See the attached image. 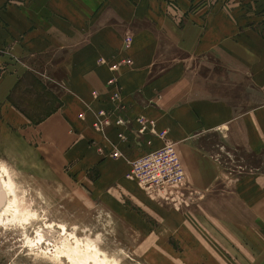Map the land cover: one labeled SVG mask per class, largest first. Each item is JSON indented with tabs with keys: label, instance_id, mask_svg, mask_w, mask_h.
Masks as SVG:
<instances>
[{
	"label": "crops",
	"instance_id": "obj_1",
	"mask_svg": "<svg viewBox=\"0 0 264 264\" xmlns=\"http://www.w3.org/2000/svg\"><path fill=\"white\" fill-rule=\"evenodd\" d=\"M58 53L64 54L52 61L48 79L60 86L62 104L34 123L10 97L33 69L30 57ZM127 58L132 65L111 69ZM0 69V125L31 127L48 142H65L67 162L80 168L97 200L125 195L143 208L158 206L127 175L130 161L166 138L181 149L180 161L192 163L188 172L198 192L212 190L227 173L204 147L210 136L222 134L232 149L264 156V0H0ZM113 76L129 114L154 119L164 139L139 137L137 124L126 140L115 124L105 131L94 127L97 112L112 106L105 96ZM250 88L257 95L252 106ZM117 149L123 155L113 157ZM92 170L98 171L94 179ZM256 170L233 178L207 204L216 214L225 199L247 234L239 243L253 246L248 235L256 230L255 256L264 258V168Z\"/></svg>",
	"mask_w": 264,
	"mask_h": 264
},
{
	"label": "rangeland",
	"instance_id": "obj_2",
	"mask_svg": "<svg viewBox=\"0 0 264 264\" xmlns=\"http://www.w3.org/2000/svg\"><path fill=\"white\" fill-rule=\"evenodd\" d=\"M63 54L30 57L33 69L24 74L10 97L34 123L62 104L61 88L53 86L55 81L48 76H52V61ZM248 96V106L254 105L257 95L251 88ZM9 131L7 125H0V166L8 171L20 213L31 218L28 223L0 222V264H264V258L255 256L260 249L258 233L248 235L253 246L239 243L247 234L235 224L241 221L240 215L224 205L225 199L218 201L222 202L220 212L209 213L214 206L207 202L228 190L236 176L264 168V156L232 149L222 134L204 143L227 172L210 191L194 189L189 174L192 163L182 156L181 162L170 154L144 164L140 175L146 179L156 176L157 183L167 185L154 194L138 184L158 205L155 209L148 204L143 208L125 195L97 200L90 181L83 182L80 168L74 170L67 162L65 142H48L31 127ZM175 171L184 178L176 177ZM97 175L96 170L88 174L91 179ZM128 179L137 184L134 178ZM160 209L167 211L164 214ZM65 246V254L57 255ZM69 249H74L73 254Z\"/></svg>",
	"mask_w": 264,
	"mask_h": 264
},
{
	"label": "built area",
	"instance_id": "obj_3",
	"mask_svg": "<svg viewBox=\"0 0 264 264\" xmlns=\"http://www.w3.org/2000/svg\"><path fill=\"white\" fill-rule=\"evenodd\" d=\"M133 63L132 59H122L119 62H116L111 65V69L113 71H118L119 68L123 65H131ZM107 85L112 86L111 89L112 95L110 102L112 106L108 108H101L97 112V120L94 122L95 128L99 131H105L106 127L112 124H115L122 129V133L119 134L122 140H126L128 137V132L135 129V125L137 124L136 133L139 137L145 138V135H155L160 137L161 139L165 138L166 132L165 131H157L156 130V121L144 115H139L136 117H132L129 114V108L125 103L124 96H123V86L120 84L118 77L113 76L107 81ZM99 95V96H98ZM94 98H99L100 94H98L95 90L93 91ZM80 118H84L85 114L80 113ZM165 144L147 154L143 155L140 158L134 159L130 161V171L128 173V177L134 178L137 183L146 191L150 193H156L159 189L163 190L167 185L166 182H162V184L157 183L156 176H152L151 179H146L142 175H140L139 171L144 167V164L149 161H155L163 157L165 155L172 154L174 156L172 147L175 144L168 139H164ZM148 144H151V140H147ZM116 149V148H115ZM123 154L117 149L112 153L113 157H120ZM177 176H182L178 172H173Z\"/></svg>",
	"mask_w": 264,
	"mask_h": 264
},
{
	"label": "bare ground",
	"instance_id": "obj_4",
	"mask_svg": "<svg viewBox=\"0 0 264 264\" xmlns=\"http://www.w3.org/2000/svg\"><path fill=\"white\" fill-rule=\"evenodd\" d=\"M109 89H108V96H105L106 98H109V100L111 99V95H112V92H111V89L113 88L112 86H108ZM110 90V91H109ZM96 91V90H95ZM98 94H100L99 91H96ZM93 95V93H92ZM99 96V95H98ZM97 119V118H96ZM175 148V146L173 147ZM176 149V148H175ZM174 153V158H176L177 162H181L180 161V158L177 154L176 151H173ZM130 171V169H129ZM184 175V174H183ZM131 178V177H130ZM137 182V181H136ZM159 192L161 191V189L158 190ZM0 195L2 197V200L0 202V222H4L5 220H8L9 222L12 221V222H27L28 223V220H30V216L28 214H26V216L28 215L29 218H26L25 214L23 213H20V206L18 204V198H17V195L15 193V190L13 188V184L11 182V179L9 177V174H8V171L5 167H1L0 166ZM26 224V223H25ZM52 225V224H51ZM52 227V226H51ZM53 229V228H52ZM53 232V231H51ZM40 234V233H39ZM71 235V234H70ZM41 236V235H40ZM69 236V235H68ZM74 238V237H73ZM43 239V238H41ZM42 241V240H41ZM91 240H89V243L93 244V242H90ZM40 243V241H39ZM68 246V245H67ZM65 246L63 247V249H61V251H58L57 255H63L65 254V251L68 249V247ZM75 246V245H74ZM77 246V245H76ZM98 246V245H97ZM67 247V248H66ZM95 247V246H94ZM88 249V248H87ZM96 249V247H95ZM69 251L71 252L72 251V254H73V250H70ZM53 252V251H52ZM56 253V252H55ZM86 254V253H85ZM67 255L68 252H67ZM66 255V256H67ZM89 255V254H88ZM52 256V255H51ZM58 257V256H57ZM69 257V256H68ZM70 258V257H69ZM71 258L72 255H71ZM76 260V259H75ZM77 261V260H76ZM84 262V261H83ZM109 262V261H108ZM109 264V263H108Z\"/></svg>",
	"mask_w": 264,
	"mask_h": 264
},
{
	"label": "trees",
	"instance_id": "obj_5",
	"mask_svg": "<svg viewBox=\"0 0 264 264\" xmlns=\"http://www.w3.org/2000/svg\"><path fill=\"white\" fill-rule=\"evenodd\" d=\"M22 82H23V79H20V81L18 82V84H17V86H16L15 88H19V85H20ZM27 93H28V92H27ZM12 102H13V100H12ZM13 103H14V102H13ZM19 110H21L26 116H28V115L25 113L24 110H22L21 108H19ZM54 110H55V109H54ZM54 110H52V111L50 112V114H51ZM47 116H49V114L46 115L45 117H47ZM45 117L42 118L41 120H38V121L35 122V123H39V122L43 121V120L45 119ZM28 118H29V119H32L30 116H28Z\"/></svg>",
	"mask_w": 264,
	"mask_h": 264
}]
</instances>
